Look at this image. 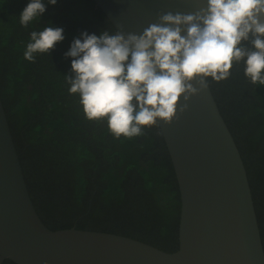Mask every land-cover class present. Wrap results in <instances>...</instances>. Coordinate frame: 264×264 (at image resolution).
<instances>
[{
    "label": "trees",
    "instance_id": "obj_1",
    "mask_svg": "<svg viewBox=\"0 0 264 264\" xmlns=\"http://www.w3.org/2000/svg\"><path fill=\"white\" fill-rule=\"evenodd\" d=\"M29 2L0 0V93L38 214L52 229L116 233L176 251L180 194L159 126L117 138L107 118L86 117L65 80L73 39L116 29L93 0H44L45 13L25 27ZM48 26L63 28L65 39L51 55L26 60L31 32ZM230 73L208 81L244 160L264 245V85L251 83L243 61Z\"/></svg>",
    "mask_w": 264,
    "mask_h": 264
},
{
    "label": "water",
    "instance_id": "obj_2",
    "mask_svg": "<svg viewBox=\"0 0 264 264\" xmlns=\"http://www.w3.org/2000/svg\"><path fill=\"white\" fill-rule=\"evenodd\" d=\"M93 2L115 29L141 34L157 13H193L207 0ZM188 103L179 120L158 125L180 194L179 247L167 252L116 233L49 228L30 196L0 93V264H264L244 160L210 85Z\"/></svg>",
    "mask_w": 264,
    "mask_h": 264
},
{
    "label": "clouds",
    "instance_id": "obj_3",
    "mask_svg": "<svg viewBox=\"0 0 264 264\" xmlns=\"http://www.w3.org/2000/svg\"><path fill=\"white\" fill-rule=\"evenodd\" d=\"M45 11L44 0H30L21 25ZM122 29L100 35L84 31L64 53L72 58L71 72L64 75L69 92L79 94L89 120L107 118L117 138L179 120L191 97L208 87V78L228 79L234 62L245 63L252 84L264 85V0H207L193 13H157L141 34ZM63 33L52 26L32 31L24 58L34 62L36 53L51 55Z\"/></svg>",
    "mask_w": 264,
    "mask_h": 264
}]
</instances>
